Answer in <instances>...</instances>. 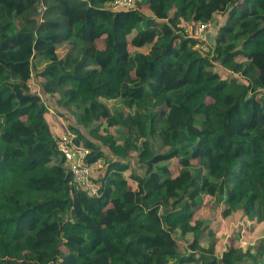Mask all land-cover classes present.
Instances as JSON below:
<instances>
[{
  "label": "trees",
  "instance_id": "16d2710c",
  "mask_svg": "<svg viewBox=\"0 0 264 264\" xmlns=\"http://www.w3.org/2000/svg\"><path fill=\"white\" fill-rule=\"evenodd\" d=\"M112 1L0 0V264H262L264 236L201 245L196 207L264 222V0ZM219 14L203 50L185 28ZM45 95L100 160L96 195L70 184Z\"/></svg>",
  "mask_w": 264,
  "mask_h": 264
},
{
  "label": "rangeland",
  "instance_id": "374dc122",
  "mask_svg": "<svg viewBox=\"0 0 264 264\" xmlns=\"http://www.w3.org/2000/svg\"><path fill=\"white\" fill-rule=\"evenodd\" d=\"M109 3H107L108 5ZM133 4H134V0H133ZM146 10V11H145ZM145 13H150L149 10L145 9ZM225 15L223 14H219V15H215L212 19V21H210L208 27L206 28V30H203V32L200 35H197L195 33V28L194 26L190 27V26H186L185 31L193 36V37H197V39H199L201 42L199 43V46L202 47L203 50L207 49L208 46L213 45V39L214 36L216 35V30L218 25L224 20ZM65 46L63 44L61 45H56V51L58 52L59 55H62L65 51ZM45 62H42L38 69H40L41 67L44 66ZM213 68L219 72L225 73L226 71H224L220 66H218V63L215 61L214 62V66ZM29 87L34 90V91H39L40 92V87L38 85V82L36 80V78H32L31 81H29ZM44 95V94H42ZM43 100L46 101V104L48 105V110L50 111V114L53 117V123L55 124V130L59 131L60 129L58 127H56L59 124H62L63 127H65L68 124H72L74 122H76V115L73 113H64V115H66L65 117H62V115L60 113H62L64 110H61L60 108H58L54 101V98H49V99H45L48 98L47 95L42 96ZM56 98V97H55ZM102 101L105 103V105L109 108V110L113 113L116 112L118 110H123L124 111V116H127L129 114L128 109L124 108V106L122 105V103L120 102V100L118 99H110V100H106V99H102ZM74 109V108H73ZM75 111L78 112V110L76 109ZM65 112V111H64ZM55 115L58 116V123H55ZM99 130L103 131L104 126L106 127V125L104 124V122H102L101 124H99ZM109 131H113V136L114 137H118L119 135L117 134V130L116 127H109L108 128ZM87 132V130H85ZM125 131V129H124ZM66 133L65 132V128L64 130H62L61 132H58L59 135H62ZM123 135H125V133L123 132ZM119 140V138H118ZM135 156V155H133ZM132 156V159H127L128 163H129V168L127 170L124 171V174H128L130 171H137V172H141V170L138 168V165L136 163V161H134V157ZM136 160V158H135ZM174 162L172 164H170V169H171V174L175 175L177 173V165L175 160H173ZM197 161H194V163H196ZM99 169V168H98ZM97 170V169H95ZM94 174V172H93ZM213 201H209L206 202L205 200H203V202L198 205L196 207V209H198V215L202 216L204 215L205 218L204 221L205 223H208L209 221H213V224H210L209 227L214 228V237H209L207 234H203L202 237L200 238V244L203 246H206L208 244V242L214 238H216L218 240V245H219V249H222L225 247V245L227 244V240L229 237H234L236 236V232H238V235L241 236L240 237V241L241 244L243 245H247L250 246L253 250H255L260 243V239L264 236V222L261 223H256L252 220H249L247 218L242 219L241 218V214H239L238 212H234L230 215H228L227 217H224L221 215V213H216L217 217L215 218V209H214V205L212 204ZM218 205V206H217ZM218 209L224 208V203L221 201L219 202V204H216ZM212 223V222H211ZM205 232V231H204ZM191 234L187 233L186 237H190ZM242 236H246L242 237ZM216 241V240H215ZM187 245V241L182 240L181 244H180V248L183 247L185 248ZM62 249H64V247L60 246ZM219 253V252H218ZM261 262L262 264L264 263V255L261 258Z\"/></svg>",
  "mask_w": 264,
  "mask_h": 264
},
{
  "label": "built area",
  "instance_id": "2783aa9c",
  "mask_svg": "<svg viewBox=\"0 0 264 264\" xmlns=\"http://www.w3.org/2000/svg\"><path fill=\"white\" fill-rule=\"evenodd\" d=\"M112 7L129 8L133 6V0H113ZM210 22H196L194 25L195 33L200 35L206 30ZM74 133L67 131L58 135L57 149L63 156L64 162L68 166L71 174L70 184L76 189L88 195H96L97 187L91 181L92 165L85 161L88 149L74 143ZM264 264V263H263Z\"/></svg>",
  "mask_w": 264,
  "mask_h": 264
},
{
  "label": "bare ground",
  "instance_id": "6f19581e",
  "mask_svg": "<svg viewBox=\"0 0 264 264\" xmlns=\"http://www.w3.org/2000/svg\"><path fill=\"white\" fill-rule=\"evenodd\" d=\"M56 137L59 135V134H54ZM100 160H96L95 162H91L89 163L90 165H92V167L94 168V166L96 165V163H98ZM66 164V163H65ZM67 166V165H66ZM67 169L69 170L68 166H67ZM93 170V169H92ZM70 171V170H69ZM92 173V172H91Z\"/></svg>",
  "mask_w": 264,
  "mask_h": 264
},
{
  "label": "crops",
  "instance_id": "0c3cea01",
  "mask_svg": "<svg viewBox=\"0 0 264 264\" xmlns=\"http://www.w3.org/2000/svg\"><path fill=\"white\" fill-rule=\"evenodd\" d=\"M49 112H50V111H49ZM57 119H58V118L55 119V123H56V122L58 123V120H57ZM52 127L54 128V125H53ZM54 130H55V128H54ZM61 131H62V130H59V131L55 130V133L58 134V132H61Z\"/></svg>",
  "mask_w": 264,
  "mask_h": 264
}]
</instances>
